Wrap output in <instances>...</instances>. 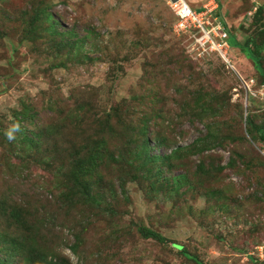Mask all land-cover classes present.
Wrapping results in <instances>:
<instances>
[{
  "label": "rangeland",
  "instance_id": "1",
  "mask_svg": "<svg viewBox=\"0 0 264 264\" xmlns=\"http://www.w3.org/2000/svg\"><path fill=\"white\" fill-rule=\"evenodd\" d=\"M188 2L194 9L218 3L241 43L247 36L264 39V13L257 25L250 22L251 4L264 0ZM42 10L64 35L49 36L51 21ZM175 20L163 0H0V264H198L183 251L201 264H264V142L256 131L264 125V87H254L262 78L235 47L228 51L230 64L218 53L193 49V40L176 32ZM39 26L42 37L27 34ZM70 29L74 45L65 34ZM72 92L80 97L64 99ZM50 104L70 127L62 151L53 136L39 150L13 133L6 140L16 125L42 140L33 132L42 118L22 121L19 112L38 107L37 119ZM141 108L157 115L148 129L150 153L168 160L149 166L162 177L148 172V164L142 166L146 176L138 171L145 162L135 158L139 145L111 142L108 152L132 166L108 161L96 204L78 199L68 185L75 159L102 137L103 122L114 126ZM200 114L217 124L216 137ZM43 183L54 196L41 190ZM70 194L75 198L67 207ZM18 208L39 211L40 228H33L32 217L28 227L8 221ZM148 229L164 239L147 238ZM13 240L25 248L12 246ZM26 244L42 259H28Z\"/></svg>",
  "mask_w": 264,
  "mask_h": 264
},
{
  "label": "trees",
  "instance_id": "2",
  "mask_svg": "<svg viewBox=\"0 0 264 264\" xmlns=\"http://www.w3.org/2000/svg\"><path fill=\"white\" fill-rule=\"evenodd\" d=\"M252 6V11L253 14H251L250 19H251V23L254 24H258L259 21L261 20V17L264 13V5L262 4H251ZM255 10H254V9ZM221 9L216 12V15L219 17V19L221 20V22L225 24L223 16L221 15ZM42 14L43 15H47V19H49L51 21V25L48 28V31L50 32L49 36L51 38L54 37H58L59 34L60 35H64V32H59L58 30V24L59 23L57 20H55L53 18L52 20V15L50 14V12H47L45 10H42ZM264 16V15H263ZM261 27L262 29H264V21L263 23H261ZM41 27L39 26L38 28L36 27V29H33L31 31H29L27 34L31 35V37H42V32L39 31ZM228 33H229V43H230V49H231V54L232 51H234L233 47H235V50L238 49L242 52V54L245 55V57L247 59H249L255 68L256 73L262 78V82H259L258 80H255V85L254 87H264V67H263V61H264V39L262 40V42H257V40L254 37L251 36H247V39L244 42H240L236 36V34L234 32H232L231 30L228 29ZM66 36L68 37L70 43L72 45H74L75 42V33L73 31V29L67 30L65 32ZM68 43V42H67ZM236 55H234V58ZM233 57V55H232ZM234 60V59H233ZM232 60V61H233ZM235 61V60H234ZM233 61V62H234ZM235 63H237L235 61ZM260 70V73L258 72ZM262 73V75H260ZM205 90L203 89L202 92L201 91H197V101L196 103H199L201 99H203V96L206 95V93H204ZM80 97V94L77 92H72L69 96L65 97L64 99H68L70 98L71 100H76ZM76 98V99H75ZM85 99V98H84ZM74 103H76L75 101H73ZM55 103V102H54ZM141 107L143 108V102H141ZM78 104V103H76ZM79 106H81V104H78ZM44 108V107H43ZM42 108V109H43ZM142 108L139 111H135L134 115H132V117H130V119H125L122 117V119H118L116 125H118L120 122L122 124V126H120V128L118 127V129L120 130V132H116L115 131V126H113V124L111 123L110 119L106 120L105 122H103L101 124V131H102V137L100 136L98 139H94L93 144L91 145V141L88 142V144L85 145L84 147V152L87 151V156L83 157H79L76 160L75 164L73 165L74 167L71 166V171L70 174L68 175L69 177V182L72 184H68L69 185V189L70 191H76V195L79 197L78 199L83 200L86 203H94L96 204V197L98 196L99 192H95V189L97 191V188L100 186V183L102 181V179L104 180V175L108 176V174H106V166L108 167L110 164L109 162L112 161H117L120 166H122V168H125L126 163L127 166L130 167L132 165H130L132 163V161H127L126 158L123 155H119L117 158H115V155L112 154V152H108L110 150H112L111 147H113V143L111 142H119L121 144H124L126 147L130 146V145H139V149L135 152L136 156L135 158H139V157H143L145 158V162L138 167V171L142 173V166H145L149 163H154V167L158 164H166V161L168 160L165 156H161V155H157L154 154L152 155L150 153L152 146H151V139H150V133L148 131V129L150 128V123L153 121L152 119L157 116L154 115V117H150L147 114H143L142 113ZM192 109V105L190 103V107ZM40 109V110H42ZM195 109V108H194ZM217 109V108H216ZM34 110H39L38 107H33V106H24L23 109H21V111L19 112V116L22 117V121H33V120H41L40 118H42L41 121H38V130L33 131L36 132L34 133L36 136L40 133L42 140H36L33 137H31L28 133H26V130L24 129L23 126H19V130L18 131H12L11 132L14 134V137L21 140V142L25 145L26 147H29V143L28 142H32L34 145L33 147H38V148H33V149H40L41 143L43 142V140L45 138H55L56 140L53 141L55 144H57V149L58 151H62V136L64 135V131L67 133V129L65 127H67L65 125V120L64 117L66 115H63L61 120H60V116L56 115L55 113V108H54V104H50L48 105L45 109L46 110L43 112V115H49L48 119H44L43 115L42 117H39L36 119V113L38 114L39 111H34ZM206 110V109H205ZM217 111V110H216ZM111 112V110L109 111V113ZM204 109L200 112V113H204ZM108 113V112H107ZM215 117L216 118V112H214ZM105 116H108L107 114H105ZM140 116V117H138ZM199 120H201V122L206 123V125L208 126V129L211 133H213V135L215 134L214 132H216V128L218 127L217 124H213V123H208L206 121V118H204L201 114L198 116ZM69 124H73L71 121L68 122ZM247 123L251 124V119L249 118V116H247ZM69 127V125H68ZM67 127V128H68ZM70 129V127H69ZM264 130V125L263 126H259L257 127L256 131L259 133V139L261 140V142H264V132H262ZM253 129L249 130L248 133L252 134L253 133ZM16 132V133H15ZM32 135V134H31ZM217 135H214L213 137H216ZM9 140V136L7 135L6 140ZM167 141L166 138L161 139L160 141H158V145H163L165 142ZM199 142H203V139L201 138ZM42 147V146H41ZM83 156V155H82ZM121 156L124 158H121ZM42 159L38 158L37 162L39 163ZM126 160V161H125ZM82 161V162H81ZM121 164H125V165H121ZM153 172V176H156V178L159 180V178L162 177L159 169H155L153 167H151L150 170V166L148 169V172ZM8 174V173H7ZM95 174H100L101 177H96ZM144 176H146L144 173H142ZM136 176V174H134ZM152 177V176H149ZM88 179H90V181H88ZM152 184L154 185L155 182L153 181ZM43 187L41 188V190L43 191H47V193L49 194H54V189H51L48 187V185L43 183ZM79 192V193H77ZM74 193V194H75ZM74 195L70 194V196L68 197V200H63L64 205H66L67 207L69 206V203L72 202L74 200ZM5 211V210H4ZM46 216V214H45ZM32 217V220L34 221L35 225H33L34 229H38L41 226V221H42V216L41 213L39 211H33V214L26 212L23 208H18L14 211H12L11 215L8 217V221H13L16 222V226H22L28 223V219H30ZM28 227V224L27 226ZM25 227V228H26ZM24 228V226H23ZM24 228V230H25ZM144 236H146L147 238H160L161 240H163L164 238L155 233L152 230H145L144 231ZM1 239V238H0ZM36 243V242H33ZM26 245H30L31 247L29 248L28 251V255L26 256L28 259H31L32 262H34L35 260H41L43 253L38 252L36 249L35 245L32 244H26ZM12 246L16 247V248H20L23 247L25 248V245L23 244L22 241H17V240H13ZM79 246H72L71 249L74 252H77V248ZM184 256H186L187 258L192 259L193 261L197 262L198 264H201L200 261L196 258V257H190L185 251H183Z\"/></svg>",
  "mask_w": 264,
  "mask_h": 264
},
{
  "label": "built area",
  "instance_id": "3",
  "mask_svg": "<svg viewBox=\"0 0 264 264\" xmlns=\"http://www.w3.org/2000/svg\"><path fill=\"white\" fill-rule=\"evenodd\" d=\"M175 15L176 32L188 35L193 40L194 48L201 54L218 53L223 60L230 64L229 33L216 12L219 4L213 2L201 8L194 9L188 0H163ZM254 81L247 84L253 85Z\"/></svg>",
  "mask_w": 264,
  "mask_h": 264
},
{
  "label": "clouds",
  "instance_id": "4",
  "mask_svg": "<svg viewBox=\"0 0 264 264\" xmlns=\"http://www.w3.org/2000/svg\"><path fill=\"white\" fill-rule=\"evenodd\" d=\"M18 130H19V126L16 125V126H14L12 131H18ZM8 136H9V139H13L14 138L11 131L8 133Z\"/></svg>",
  "mask_w": 264,
  "mask_h": 264
},
{
  "label": "crops",
  "instance_id": "5",
  "mask_svg": "<svg viewBox=\"0 0 264 264\" xmlns=\"http://www.w3.org/2000/svg\"><path fill=\"white\" fill-rule=\"evenodd\" d=\"M191 2H192V4H194L193 3V0H191ZM190 3V2H189ZM197 8H201V6H199V4H194Z\"/></svg>",
  "mask_w": 264,
  "mask_h": 264
}]
</instances>
